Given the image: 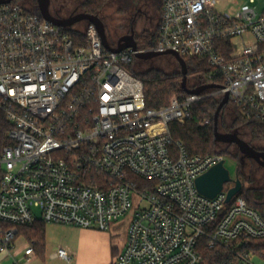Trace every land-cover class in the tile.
Here are the masks:
<instances>
[{"label":"built area","instance_id":"1","mask_svg":"<svg viewBox=\"0 0 264 264\" xmlns=\"http://www.w3.org/2000/svg\"><path fill=\"white\" fill-rule=\"evenodd\" d=\"M220 3L162 0L156 43L120 52L93 23L82 43L17 2L0 4V116L10 125L0 153V253L38 220L107 231L134 208L116 264H202V241L233 252L229 264H256L249 241L264 238L263 215L242 196L227 203L226 189L202 194L197 178L223 156L190 153L170 129L195 103L226 93L264 121V9L257 0L235 12ZM148 51L205 58L207 84L220 87L148 107L144 82L128 69ZM25 254L31 261L33 242ZM56 256L69 259L63 248Z\"/></svg>","mask_w":264,"mask_h":264},{"label":"trees","instance_id":"2","mask_svg":"<svg viewBox=\"0 0 264 264\" xmlns=\"http://www.w3.org/2000/svg\"><path fill=\"white\" fill-rule=\"evenodd\" d=\"M13 1L15 2V0ZM110 1L112 0H83L81 9L82 12L99 16L100 12ZM36 6L34 11H30L42 15L38 5ZM66 30L76 41L85 42V32L69 28ZM157 37L158 30H145L143 33L136 35V41L139 48H149L156 43ZM226 50H231V46H227ZM186 61L188 66V81L193 76L197 81V85H204L210 82L208 78L210 65L207 59L196 57L188 58ZM128 69L144 82L148 107L158 108L167 105L175 95L180 97L188 96V93L182 87V71L167 73L156 68L140 70L133 68L132 64L128 65ZM216 84L220 85V80H217ZM214 90H206L205 93ZM220 101L221 99L217 96H209L195 103L192 109V117L183 123H172L170 125L171 133L174 140L183 142L192 154H219L222 156L223 154H229L239 161V154L237 152L235 153L227 149L223 151L218 150V143L214 136V115ZM232 111L234 113V119L228 129L239 130L241 127L246 126L254 138L264 140V121L256 115L244 112L235 103H233ZM207 119L210 120V123L203 125L202 123ZM9 127L10 125L7 123L5 117L1 115L0 153L3 147L9 143L6 136V131ZM237 167L239 169V177L243 182L242 191L238 195L244 197L248 204L257 209L264 217V183L257 186L247 184L251 180L244 175L242 162L239 161ZM19 232L24 233L28 240L34 243V247L38 251L41 252L44 249L46 242L44 222H38L30 227H19ZM249 249L250 252L264 256V238L249 241ZM201 252L204 256L202 264H229L236 258L235 254L226 247L219 246L210 249L203 241Z\"/></svg>","mask_w":264,"mask_h":264},{"label":"rangeland","instance_id":"3","mask_svg":"<svg viewBox=\"0 0 264 264\" xmlns=\"http://www.w3.org/2000/svg\"><path fill=\"white\" fill-rule=\"evenodd\" d=\"M50 12L57 17L68 18L72 15L82 12L81 3L83 0H49ZM162 0H112L110 1L104 9L100 12V18L105 25L106 34L108 41L112 47H117L119 39L129 33L132 29L135 31L134 35L143 33L145 30L157 31V24L161 18ZM259 3V11L264 9V0H257ZM18 4L27 10L34 11L38 5L37 0H15ZM249 2V0H221L219 8L229 12H235L243 4ZM139 10H142L138 13ZM138 14V16H137ZM89 21L83 19L77 23L67 27L69 29L79 30L85 32L88 28ZM133 68L140 70H148L152 68L163 70L167 73H173L177 71H182L181 65L177 58L173 54H163L150 59H140L135 56L132 63ZM197 85L196 79L191 76L188 81V86L193 88ZM220 99L222 98L219 97ZM229 105L225 106L220 115V131L226 132L227 127L232 125L234 119V113L232 111L233 103L229 102ZM240 137L245 140L248 144L254 146L264 147V140L256 139L252 136L249 129L244 126L239 130ZM230 148L233 152L236 149L234 144L219 143L218 150L223 151ZM236 153V152H235ZM238 153V152H237ZM223 159H225V165L230 170L232 177L236 176L238 160L229 154H223ZM243 173L251 181L247 184L257 186L264 183V168L259 166L256 161L242 162ZM2 166L0 164V170ZM133 210H131L126 216L119 219V231L115 235V240H123L128 230V225L132 219ZM118 221V220H117ZM66 226H57L53 224L47 225V247L53 245V250H56L58 244H63L65 240L64 230ZM22 244L20 246L26 245L22 239ZM250 258L256 264H264V256L258 253L250 252ZM17 261L25 264L26 257L24 252L21 250L16 256ZM43 264L42 262L34 261L33 264ZM45 264H62L61 260L51 259L47 257Z\"/></svg>","mask_w":264,"mask_h":264},{"label":"water","instance_id":"4","mask_svg":"<svg viewBox=\"0 0 264 264\" xmlns=\"http://www.w3.org/2000/svg\"><path fill=\"white\" fill-rule=\"evenodd\" d=\"M13 0H0L1 3L11 2ZM39 10L42 16L49 20L50 22L63 27H69L78 21L86 19L89 23L96 25L104 46L115 52H120L127 48H133L138 50V44L134 35V31L121 37L119 39L117 47H112L108 41L106 34L105 25L102 22L101 18L98 15L88 14L81 12L75 15H72L68 18H61L54 16L49 9V0H37ZM163 54H173L179 61L182 68V87L188 94H200L205 90L219 88L220 85L210 83L204 84L197 87L188 86V66L187 61L179 53L168 51L165 53L148 51V52H138L136 54L140 59H150ZM229 103V95L226 93L221 99L217 110L214 115V136L217 142L225 143H235L239 147L240 151L245 155L253 158L261 166L264 167V152L256 150L245 140H243L238 132H221L220 131V115L223 108ZM198 190L207 197L215 198L218 194L223 192L224 189L227 190L226 202H231L232 198L238 195L243 188V182L238 174L235 177H232L230 170L225 165V159H222L219 163L211 167L208 171L200 175L196 180Z\"/></svg>","mask_w":264,"mask_h":264},{"label":"crops","instance_id":"5","mask_svg":"<svg viewBox=\"0 0 264 264\" xmlns=\"http://www.w3.org/2000/svg\"><path fill=\"white\" fill-rule=\"evenodd\" d=\"M159 9H162V1ZM159 23L156 26L157 28ZM119 219L120 218L116 219L112 223L110 229L107 231H103L98 228H80L72 225L45 223L46 242L45 247L41 252L35 248V254L31 256V261H27L25 249L27 248L30 241L24 233H20L11 252L0 253V264H23L17 261L16 258L21 250L24 252L26 257V261H24L25 264H33L34 261H40L45 264L47 257L61 260L62 264H116L117 257L124 250L128 239L127 230L123 240H115L114 234H117L119 231ZM38 222L43 221L38 220L37 223ZM48 224L66 226V229L64 230L65 240L63 244H58V246L55 247L57 248L56 250L52 249L53 245H50L49 248L47 247ZM22 239L25 242H28L24 246V250L23 246H20L23 243ZM60 248H63L67 251L69 255L68 260L56 256V253Z\"/></svg>","mask_w":264,"mask_h":264},{"label":"flooded vegetation","instance_id":"6","mask_svg":"<svg viewBox=\"0 0 264 264\" xmlns=\"http://www.w3.org/2000/svg\"><path fill=\"white\" fill-rule=\"evenodd\" d=\"M142 10H139L138 11V13L139 12H141ZM137 16H138V14H137ZM132 31H134L133 29H132ZM131 31V32H132ZM135 32V31H134ZM231 126V125H230ZM226 132H238L239 133V131L238 130H234V129H228V127H227V130H226ZM225 133V132H224ZM240 135V134H239ZM218 144L219 143H225V142H217ZM226 144H234L235 145V147H236V149L237 150H235L234 152H238V154H239V161L240 162H246L248 159L250 160V161H255L253 158H251V157H249V156H245L241 151H240V149H239V147L237 146V144H235V143H226ZM252 147H254L256 150H258V151H262V152H264V147H259V146H254V145H252V144H250ZM227 150H230V148H228ZM233 151V150H232ZM259 166H261L258 162H256ZM263 167V166H262ZM264 168V167H263ZM239 169H238V167H237V173L236 174H238L239 175V171H238Z\"/></svg>","mask_w":264,"mask_h":264}]
</instances>
